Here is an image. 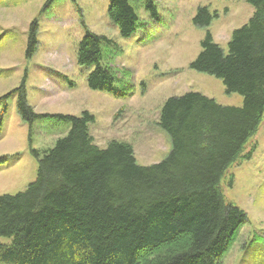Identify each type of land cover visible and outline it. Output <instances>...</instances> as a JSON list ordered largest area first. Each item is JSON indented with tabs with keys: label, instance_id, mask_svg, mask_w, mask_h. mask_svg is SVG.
<instances>
[{
	"label": "trees",
	"instance_id": "16d2710c",
	"mask_svg": "<svg viewBox=\"0 0 264 264\" xmlns=\"http://www.w3.org/2000/svg\"><path fill=\"white\" fill-rule=\"evenodd\" d=\"M54 1L47 0L44 9ZM107 2L108 18L121 37L143 25L132 0ZM248 3L254 15L234 30L226 53L207 31L189 65L220 79L226 94L242 97V106L220 105L201 92L166 99L157 124L172 147L150 166L137 164L126 141L97 146L89 132L95 118L87 110L78 117L33 111L24 72L19 87L0 98V132L8 99L16 95L31 147L40 119L62 123L67 133L47 150L30 148L38 164L35 181L24 192L0 195V237L10 239L0 242V264H218L248 223L243 209L226 203L222 178L264 117V0ZM142 5L150 21H157L155 1ZM217 17L199 7L193 24L207 28ZM37 21L26 34L27 59L37 51ZM82 24L85 35L76 58L79 66L92 69L89 89L123 97L106 57L118 45ZM7 160L0 157V163Z\"/></svg>",
	"mask_w": 264,
	"mask_h": 264
},
{
	"label": "rangeland",
	"instance_id": "374dc122",
	"mask_svg": "<svg viewBox=\"0 0 264 264\" xmlns=\"http://www.w3.org/2000/svg\"><path fill=\"white\" fill-rule=\"evenodd\" d=\"M154 1L159 18L151 22L143 0H132L143 25L123 38L108 18L107 0H55L45 9L47 0H3L0 98L19 87L26 72V98L33 111L78 117L87 110L95 118L89 132L97 146L126 141L133 146L138 165L161 162L172 147L168 134L157 124L166 99L201 92L220 105L242 106V97L226 94L220 79L197 73L189 65L199 55L207 31L226 53L232 33L247 24L254 9L248 0ZM199 7L218 14L207 28L193 24ZM35 19L39 23L37 51L27 59L26 34ZM82 20L90 32L118 45L115 54L106 57L123 97L89 89L86 80L92 69L79 66L76 58L85 35ZM16 98L8 99L0 132V157H8L0 163V195L24 192L35 181L38 164L30 148L47 150L67 133L62 123L40 119L33 127L31 147L28 126L16 111ZM259 127L222 178L226 203L243 209L248 223L218 264H264V117ZM252 147V157L244 159ZM0 242L8 244L10 239L0 237Z\"/></svg>",
	"mask_w": 264,
	"mask_h": 264
}]
</instances>
